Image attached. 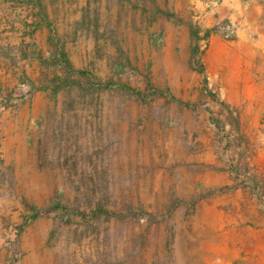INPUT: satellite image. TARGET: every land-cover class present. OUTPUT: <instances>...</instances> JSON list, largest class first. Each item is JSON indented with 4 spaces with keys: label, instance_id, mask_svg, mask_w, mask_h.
<instances>
[{
    "label": "rangeland",
    "instance_id": "374dc122",
    "mask_svg": "<svg viewBox=\"0 0 264 264\" xmlns=\"http://www.w3.org/2000/svg\"><path fill=\"white\" fill-rule=\"evenodd\" d=\"M1 98L0 264H264V0H0Z\"/></svg>",
    "mask_w": 264,
    "mask_h": 264
},
{
    "label": "trees",
    "instance_id": "16d2710c",
    "mask_svg": "<svg viewBox=\"0 0 264 264\" xmlns=\"http://www.w3.org/2000/svg\"><path fill=\"white\" fill-rule=\"evenodd\" d=\"M42 63L46 66L56 65L61 68L63 71L62 74H57L49 80V83L46 87H43L47 90L52 91L53 94H57L61 89H66L68 93H72L74 89H79L81 91H89L91 86L94 84L91 81V78H87L84 82L81 78H78L76 75L79 73L80 76L89 75L83 70H76L73 64L70 62L67 54L63 50H56L52 52L48 57H40ZM30 88L35 89V83L29 81L27 84ZM94 88V87H93ZM122 89L130 91V93L138 95L139 92L128 87L126 85L121 86ZM9 104L8 98L0 99V107L5 108ZM113 199V195L111 196ZM105 197L103 193H95L92 197V203L90 206L82 208L80 205L71 206L68 203H65L61 197L54 199L49 206L47 207H38L32 206L30 214L25 218V225L37 220L42 216L53 215L56 219L61 220L62 222H69L71 218L75 215H81L86 220H99L101 218L111 219V218H124L126 215L120 213L108 205V202H105Z\"/></svg>",
    "mask_w": 264,
    "mask_h": 264
}]
</instances>
